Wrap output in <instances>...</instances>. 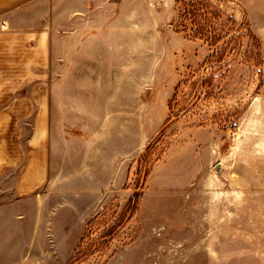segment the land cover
I'll list each match as a JSON object with an SVG mask.
<instances>
[{
	"label": "rangeland",
	"instance_id": "obj_1",
	"mask_svg": "<svg viewBox=\"0 0 264 264\" xmlns=\"http://www.w3.org/2000/svg\"><path fill=\"white\" fill-rule=\"evenodd\" d=\"M81 4L0 0V28L47 30L61 43L95 22L133 26L135 73L143 65L151 74L143 82L135 75L134 82L135 90L151 93V112L143 116L148 128L135 130L137 152L118 190L96 195L56 189L22 198L0 191V264H229L222 255L224 233H264V177L255 179L264 174V2L92 0L80 11ZM100 8L107 16H96ZM14 69L7 67L8 73ZM34 72L46 74V67ZM62 72L56 65L55 73ZM58 84L63 91L79 83ZM30 85L24 82L23 89ZM66 133L79 137L84 131L58 128L60 159ZM77 155L65 170L63 163L55 167L70 172V186L94 180L79 176ZM186 167L194 169L192 183H153ZM255 186L263 202L256 211L249 206L254 193L244 192ZM47 215L65 224H44ZM45 234L66 236L36 240Z\"/></svg>",
	"mask_w": 264,
	"mask_h": 264
},
{
	"label": "crops",
	"instance_id": "obj_2",
	"mask_svg": "<svg viewBox=\"0 0 264 264\" xmlns=\"http://www.w3.org/2000/svg\"><path fill=\"white\" fill-rule=\"evenodd\" d=\"M91 1L80 0L83 2L80 11H87ZM262 7L264 9V4ZM100 10L102 12L96 16H107L104 9ZM118 23L110 19L80 26L73 33L77 35L61 43L54 42L52 33L47 30L12 31L0 28L1 192L18 195V198L29 194L44 195L45 191L50 194L56 189L64 193L102 195L118 190L126 181L130 162L137 152L135 130L147 127L148 121L143 116L149 114L152 108L150 91L135 90V75H139V80L143 82L149 81L151 74L144 72L143 65L135 73V47L130 42L135 28ZM57 50L60 54L56 57ZM58 64L63 67L61 74L55 73ZM8 66L15 69L8 73ZM40 66L46 67V74L33 73V69ZM24 82L31 83L25 90ZM56 82L79 84L72 90L60 91V84L56 85ZM136 95L141 98L138 103L135 102ZM138 114L142 115L140 122L139 118L136 121ZM58 128L84 131L79 137L66 133L68 137L62 139V159L56 151ZM145 137L150 139V134ZM76 152L79 176L94 180H89L87 184L80 180L79 185L70 186L66 183L70 172L68 175L67 172L58 173L55 167L58 164L60 169V163H63L65 170ZM193 170L186 167L172 177L165 175L159 182L153 179L156 170L151 178L155 185L156 182L160 185L174 179L188 184L192 183ZM263 177L264 174H260L255 179ZM261 190L260 186L244 190L245 193H254L255 203L251 202L249 206L255 211L262 210L263 202L260 196L257 197ZM255 216L253 223L258 225L259 219ZM45 218L44 224L47 225H55L56 221L65 224L64 219L60 222L50 215ZM223 235L222 255L230 260L229 264H264V233ZM65 236L45 234L36 240L57 241ZM206 251V256L210 257V249Z\"/></svg>",
	"mask_w": 264,
	"mask_h": 264
},
{
	"label": "trees",
	"instance_id": "obj_3",
	"mask_svg": "<svg viewBox=\"0 0 264 264\" xmlns=\"http://www.w3.org/2000/svg\"><path fill=\"white\" fill-rule=\"evenodd\" d=\"M199 11H201L199 8L196 9L195 11L193 10V11H192V15L196 16V14H197ZM209 36H210V35H209ZM209 38H210V37H209Z\"/></svg>",
	"mask_w": 264,
	"mask_h": 264
}]
</instances>
